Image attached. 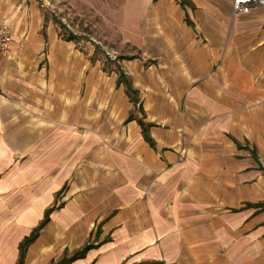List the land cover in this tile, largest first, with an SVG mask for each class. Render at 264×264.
Segmentation results:
<instances>
[{
    "label": "crops",
    "instance_id": "1",
    "mask_svg": "<svg viewBox=\"0 0 264 264\" xmlns=\"http://www.w3.org/2000/svg\"><path fill=\"white\" fill-rule=\"evenodd\" d=\"M233 3L149 4L108 81L31 0H0V191L14 156L40 178L0 264L54 207L24 264H264V7Z\"/></svg>",
    "mask_w": 264,
    "mask_h": 264
},
{
    "label": "rangeland",
    "instance_id": "2",
    "mask_svg": "<svg viewBox=\"0 0 264 264\" xmlns=\"http://www.w3.org/2000/svg\"><path fill=\"white\" fill-rule=\"evenodd\" d=\"M42 11L46 21L57 25L60 33L72 41L78 50L89 56L94 64L111 81L119 76V59L131 52L125 43L128 35L134 33L142 22V16L149 4L155 0H31ZM262 1V3H261ZM264 0H256L253 8L264 7ZM233 5H235V0ZM251 9V11H252ZM250 11V12H251ZM137 32V31H136ZM15 157V164L6 171L5 191H0V256L12 257L13 248H18L20 236L18 211L27 209L32 202L35 183L40 178L38 171L20 169L18 162L27 160ZM63 198L59 200L62 203ZM59 252L53 257H59Z\"/></svg>",
    "mask_w": 264,
    "mask_h": 264
},
{
    "label": "trees",
    "instance_id": "3",
    "mask_svg": "<svg viewBox=\"0 0 264 264\" xmlns=\"http://www.w3.org/2000/svg\"><path fill=\"white\" fill-rule=\"evenodd\" d=\"M74 39H75V37L71 36L68 39V41H73ZM120 81L126 85L128 96L130 97V99H131L132 103L135 105V107H138L139 101L137 98V93L131 88V86H130L129 82L127 81L123 72H121ZM130 120H132V117L130 118ZM141 125H142V127L144 126L143 123H141ZM146 137H147V135H146ZM262 208H264V205L262 206ZM55 209H56V207H54L52 210L47 211L46 215H45V219L42 222V224L37 229H35L34 232L21 243V245L19 247V252H20L19 253V264H24V260H25L28 248L39 238L40 232L48 225V223L50 221L49 217ZM92 248H93L92 246H86L82 251H78L73 256L72 259L65 260L59 264H71L72 262H75V261L83 258Z\"/></svg>",
    "mask_w": 264,
    "mask_h": 264
},
{
    "label": "built area",
    "instance_id": "4",
    "mask_svg": "<svg viewBox=\"0 0 264 264\" xmlns=\"http://www.w3.org/2000/svg\"><path fill=\"white\" fill-rule=\"evenodd\" d=\"M256 0H235V13H250ZM262 3V1H261ZM11 33L8 28L0 26V61L7 58L11 51Z\"/></svg>",
    "mask_w": 264,
    "mask_h": 264
}]
</instances>
